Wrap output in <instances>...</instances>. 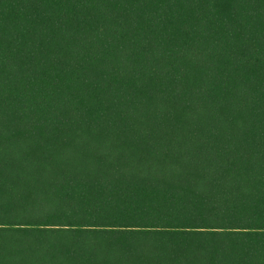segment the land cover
Wrapping results in <instances>:
<instances>
[{
	"label": "trees",
	"instance_id": "obj_1",
	"mask_svg": "<svg viewBox=\"0 0 264 264\" xmlns=\"http://www.w3.org/2000/svg\"><path fill=\"white\" fill-rule=\"evenodd\" d=\"M0 264H264V0H0Z\"/></svg>",
	"mask_w": 264,
	"mask_h": 264
}]
</instances>
